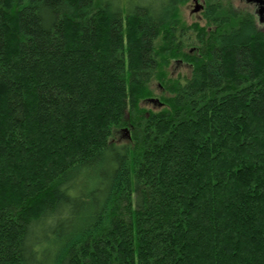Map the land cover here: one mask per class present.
Segmentation results:
<instances>
[{"label": "trees", "instance_id": "trees-1", "mask_svg": "<svg viewBox=\"0 0 264 264\" xmlns=\"http://www.w3.org/2000/svg\"><path fill=\"white\" fill-rule=\"evenodd\" d=\"M190 1L0 0V264H264V32Z\"/></svg>", "mask_w": 264, "mask_h": 264}, {"label": "rangeland", "instance_id": "rangeland-1", "mask_svg": "<svg viewBox=\"0 0 264 264\" xmlns=\"http://www.w3.org/2000/svg\"><path fill=\"white\" fill-rule=\"evenodd\" d=\"M199 4H202L204 7V11L201 13H194L195 9V2L194 0H191L189 4L182 6L180 9V17H181V27L180 30L184 31L185 36L180 38V46L184 49V52L191 55L198 50L201 46L199 41L201 39V33L200 30L204 29L206 30V33L211 34L210 32L215 29V25L212 22H208L205 18V13L207 12V9L210 6H214L215 8H219L221 10V16H218L219 18L227 17V13L230 11V9L236 10L238 13H240V16H245L247 13H252L254 16V19L257 22V25L259 28L264 32V23L260 24L259 18L255 16V8L250 5L249 2H245L243 0H199ZM184 30H183V29ZM208 35H206V38L208 39ZM184 59L176 58L172 60V63L170 67H168V79L169 81H175V80H182L189 78L191 76V68L187 65L186 62H184ZM151 91L153 92V99L159 100V102H164L165 97H169V93L165 91L163 88V85L160 84L158 81H154L150 85ZM151 97V98H152ZM142 105L146 108V110H153L156 111L159 109V106L153 105L148 100L145 102H142ZM128 129V128H127ZM130 136L132 131L129 129ZM117 141H121L126 143L128 140H126V133L120 132L118 135H116Z\"/></svg>", "mask_w": 264, "mask_h": 264}, {"label": "water", "instance_id": "water-1", "mask_svg": "<svg viewBox=\"0 0 264 264\" xmlns=\"http://www.w3.org/2000/svg\"><path fill=\"white\" fill-rule=\"evenodd\" d=\"M245 2H249L250 4H254L257 6L258 9V15L260 16V22L264 23V0H244ZM196 6L194 9V13L198 14L202 11L203 9V5L199 4V0H194ZM150 102L153 103H158L159 100L157 99H150ZM124 134L126 133V140L131 141V136H130V132L129 129L125 128V130L122 131Z\"/></svg>", "mask_w": 264, "mask_h": 264}, {"label": "flooded vegetation", "instance_id": "flooded-vegetation-1", "mask_svg": "<svg viewBox=\"0 0 264 264\" xmlns=\"http://www.w3.org/2000/svg\"><path fill=\"white\" fill-rule=\"evenodd\" d=\"M243 1H244V0H243ZM250 5L253 6V7L255 8V16H256L257 18L260 19V16L258 15V9H257V6L254 5V4H250ZM203 9H204V7H203ZM203 9H202V11H204ZM202 11H201V12H202ZM201 12H200V13H201ZM260 24H263V22H262V23L260 22ZM258 28H259V26H258ZM151 103L155 105V103H153V102H151ZM156 104L159 105L158 103H156Z\"/></svg>", "mask_w": 264, "mask_h": 264}]
</instances>
